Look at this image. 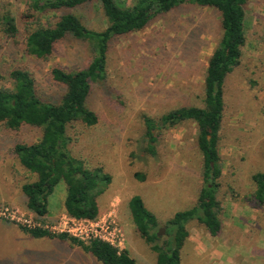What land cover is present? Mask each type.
<instances>
[{"label": "rangeland", "instance_id": "1", "mask_svg": "<svg viewBox=\"0 0 264 264\" xmlns=\"http://www.w3.org/2000/svg\"><path fill=\"white\" fill-rule=\"evenodd\" d=\"M118 1L128 6L133 0ZM25 3L0 0V14L10 13L20 31V38L14 42L6 40L0 27V88L11 89L9 73L21 69L33 76L42 101L59 102L65 89L52 80V69L74 72L85 68L92 58L88 46L66 37L47 58L36 59L25 55L24 38L67 13L77 15L94 31L105 29V17L100 4L90 2L29 19L23 17ZM219 34L217 11L184 6L156 17L139 32L115 39L107 52L105 78L92 84L86 99L98 122L92 127L79 122L68 126L66 146L71 157L84 168H99L110 177L107 183L102 180L99 184L102 193L96 208L101 215L115 205L125 239L123 249L137 264H156V254L132 222L130 200L135 196L142 200L154 215L159 232L177 212L196 204L203 187L196 125L185 121L170 129L156 128L152 155L145 120L157 123L169 111L203 107L205 72ZM263 103L264 0H251L245 7L241 65L224 82L217 146L221 177L216 189L222 227L212 235L196 221L189 222L180 264H264V204L258 207L247 198L253 189L252 175L264 173ZM40 136L39 128L23 125L11 131L0 124V207L33 215L21 187L37 176L21 166L14 147L35 143ZM65 196V184L60 182L48 197L56 214H63ZM53 219L44 217L42 221ZM0 221L8 223L7 227L0 226V264H102L91 253L56 236L32 238L20 225Z\"/></svg>", "mask_w": 264, "mask_h": 264}, {"label": "trees", "instance_id": "2", "mask_svg": "<svg viewBox=\"0 0 264 264\" xmlns=\"http://www.w3.org/2000/svg\"><path fill=\"white\" fill-rule=\"evenodd\" d=\"M251 0H133L126 6L118 0H26L24 18L37 19L48 12L76 9L90 2L100 4L106 20L102 31L90 30L75 14L62 15L53 25L38 27L24 38L25 55L36 59L47 58L54 46L66 37L86 43L92 58L89 64L74 72L59 68L51 71L52 80L64 87L59 102H44L36 92L33 76L25 70L14 69L9 73L11 89L0 88V124L11 131L23 125L41 129L39 140L31 144H17L14 152L18 161L37 179L24 184L21 189L27 198L26 207L38 219L48 214V197L60 183L65 184L64 209L77 219L96 218L99 211L96 199L102 193L99 184L110 177L101 169L88 170L71 157L66 141L68 126L79 122L92 127L98 122L96 114L86 106L92 84L102 81L106 73L107 52L112 42L120 37L145 29L156 17L191 6L213 9L219 13L220 34L213 53L208 59L204 77L203 107H181L169 111L155 123L146 119L148 151L154 155L156 128H173L191 121L197 128V147L203 159V187L196 204L177 212L164 225L165 234L158 236L154 215L135 196L129 202L132 222L150 250L156 254V264H180V252L188 237L186 225L196 221L212 235L221 227V203L217 198V180L221 177L218 153L219 133L224 111V82L226 77L241 65L245 45V7ZM0 27L6 40L17 41L20 31L10 13L0 14ZM264 116V103L262 107ZM143 180V177H140ZM253 189L248 201L258 207L264 204V173L252 175ZM22 230L32 238H54L40 229ZM63 242L81 247L102 264H137L129 253L101 241L86 244L66 235L56 236Z\"/></svg>", "mask_w": 264, "mask_h": 264}, {"label": "built area", "instance_id": "3", "mask_svg": "<svg viewBox=\"0 0 264 264\" xmlns=\"http://www.w3.org/2000/svg\"><path fill=\"white\" fill-rule=\"evenodd\" d=\"M0 219L16 223L27 230L40 229L52 236L66 235L86 244L95 240L101 241L118 251H124V234L117 223L115 205L113 204L108 212L98 214L92 220L77 219L63 213L53 221H42L32 214H26L11 207H0Z\"/></svg>", "mask_w": 264, "mask_h": 264}, {"label": "crops", "instance_id": "4", "mask_svg": "<svg viewBox=\"0 0 264 264\" xmlns=\"http://www.w3.org/2000/svg\"><path fill=\"white\" fill-rule=\"evenodd\" d=\"M64 200H65V198H64L63 201H62V210H63L62 212H63V213H66V212H65V209H64ZM49 206H50V210H49ZM51 210H52V209H51V205H50L49 200H48V214H47L46 218H48V219H50V218H54V219H55L59 214H56V213H57L56 211L54 212V210H52V211H51ZM53 214H56V215L53 216ZM0 226H1V227H7V226H8V223H5V222H3V221H0ZM29 236H30V235H29ZM44 238H45V237H44Z\"/></svg>", "mask_w": 264, "mask_h": 264}, {"label": "water", "instance_id": "5", "mask_svg": "<svg viewBox=\"0 0 264 264\" xmlns=\"http://www.w3.org/2000/svg\"><path fill=\"white\" fill-rule=\"evenodd\" d=\"M160 231L158 232V236H161V235H163V233H164V229L163 228H161V229H159Z\"/></svg>", "mask_w": 264, "mask_h": 264}]
</instances>
